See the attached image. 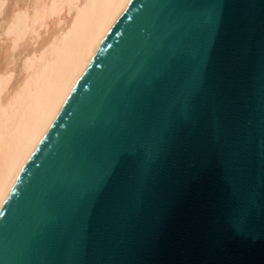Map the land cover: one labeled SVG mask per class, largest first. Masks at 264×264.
<instances>
[{"label": "water", "instance_id": "water-1", "mask_svg": "<svg viewBox=\"0 0 264 264\" xmlns=\"http://www.w3.org/2000/svg\"><path fill=\"white\" fill-rule=\"evenodd\" d=\"M184 2L131 0L113 24L0 207V264H264V240L240 239L230 227L241 209L251 226H264V0H220L225 23L212 52L205 105L227 129L210 138L209 155L228 166L191 167L202 159V145L186 141L139 181L142 198L129 195L104 222L93 217L83 242L70 232H34L88 121L130 118L123 85L143 55L165 42ZM128 28L127 45L104 69ZM93 84L94 95L84 99V86ZM73 121L68 136H58L59 125Z\"/></svg>", "mask_w": 264, "mask_h": 264}, {"label": "snow or ice", "instance_id": "snow-or-ice-1", "mask_svg": "<svg viewBox=\"0 0 264 264\" xmlns=\"http://www.w3.org/2000/svg\"><path fill=\"white\" fill-rule=\"evenodd\" d=\"M176 7L179 11L169 25L165 42L143 55L123 85L130 97L124 106L130 118L88 121L86 131L68 156V174L51 186V207L35 226L37 237L41 231H62L83 242L93 217L104 222L129 195L142 198L144 190L139 181L156 174L161 160L186 141L196 140L202 145L203 157L191 167L228 166L209 155L210 138L226 135L227 129L218 116H210L205 105L212 52L225 23L224 5L220 0H185ZM128 31L123 45L104 69L127 45ZM84 87V99L92 97L95 85ZM73 115L68 113L69 117ZM74 124H60L64 132L58 136L66 138ZM230 227L240 239L252 243L264 240V226H251L242 209L230 218Z\"/></svg>", "mask_w": 264, "mask_h": 264}, {"label": "bare ground", "instance_id": "bare-ground-1", "mask_svg": "<svg viewBox=\"0 0 264 264\" xmlns=\"http://www.w3.org/2000/svg\"><path fill=\"white\" fill-rule=\"evenodd\" d=\"M128 4L0 0V207Z\"/></svg>", "mask_w": 264, "mask_h": 264}]
</instances>
